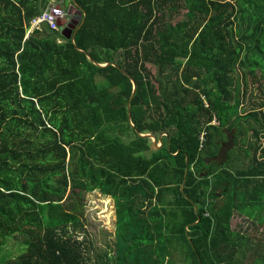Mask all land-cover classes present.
I'll return each mask as SVG.
<instances>
[{
  "label": "trees",
  "instance_id": "obj_1",
  "mask_svg": "<svg viewBox=\"0 0 264 264\" xmlns=\"http://www.w3.org/2000/svg\"><path fill=\"white\" fill-rule=\"evenodd\" d=\"M55 1L0 0V264H264L231 226H264V0H69L74 42L31 29ZM97 191L106 261L77 232Z\"/></svg>",
  "mask_w": 264,
  "mask_h": 264
},
{
  "label": "rangeland",
  "instance_id": "obj_2",
  "mask_svg": "<svg viewBox=\"0 0 264 264\" xmlns=\"http://www.w3.org/2000/svg\"><path fill=\"white\" fill-rule=\"evenodd\" d=\"M62 2V8L67 11L66 20L69 21L70 17L77 15V9L69 0H62ZM55 3L58 2L55 1ZM64 23L62 22L61 24ZM160 145L158 144V146ZM86 218V226L80 230L78 229L77 232L80 238L84 237L88 241L92 258L97 260L98 257H101L106 261L105 254H108L109 257H114L117 240V210L115 201L103 195L100 191L89 194L87 198ZM231 226L235 230H242L245 235L252 237L256 242L257 240L262 243L264 242V226L258 221H250L244 219L239 214H235ZM6 253H8L9 258L19 256L22 253L21 243L10 240ZM99 261L102 262L101 259ZM251 262L252 259L244 261L245 264Z\"/></svg>",
  "mask_w": 264,
  "mask_h": 264
},
{
  "label": "water",
  "instance_id": "obj_3",
  "mask_svg": "<svg viewBox=\"0 0 264 264\" xmlns=\"http://www.w3.org/2000/svg\"><path fill=\"white\" fill-rule=\"evenodd\" d=\"M74 7H77L76 4H74ZM82 14V10L80 8H77V15H81ZM84 15V14H83ZM76 16V15H75ZM84 21H86V19H83L81 22L79 20H76V19H71V21L65 26L63 27L62 29V34L70 39L72 42H74L75 40V36H76V32L77 30L83 25ZM89 59L93 61L92 57L89 56ZM99 65V64H98ZM109 64H106V65H99L101 67H106L108 66ZM136 89V86L134 85V90ZM131 117V116H130ZM228 134V140L226 143H224L222 145V148L220 149L219 153H218V156L213 158V159H209L206 161V164L209 165L211 163H217L219 165H223L226 161H227V158H228V152L230 149L233 148V145H234V135H233V132L229 133L227 132ZM141 137H149L153 140V143H154V147L155 148H159L158 144H157V139L152 136L151 134H139ZM162 145V144H161ZM184 189V187H183Z\"/></svg>",
  "mask_w": 264,
  "mask_h": 264
},
{
  "label": "built area",
  "instance_id": "obj_4",
  "mask_svg": "<svg viewBox=\"0 0 264 264\" xmlns=\"http://www.w3.org/2000/svg\"><path fill=\"white\" fill-rule=\"evenodd\" d=\"M67 13L60 3L52 2L39 17L31 21V29L36 28L40 24H47L51 30L61 31L70 21L66 20ZM66 20V21H65ZM65 22L64 24H61Z\"/></svg>",
  "mask_w": 264,
  "mask_h": 264
},
{
  "label": "flooded vegetation",
  "instance_id": "obj_5",
  "mask_svg": "<svg viewBox=\"0 0 264 264\" xmlns=\"http://www.w3.org/2000/svg\"><path fill=\"white\" fill-rule=\"evenodd\" d=\"M71 19H72V18L70 17L69 21H71Z\"/></svg>",
  "mask_w": 264,
  "mask_h": 264
},
{
  "label": "crops",
  "instance_id": "obj_6",
  "mask_svg": "<svg viewBox=\"0 0 264 264\" xmlns=\"http://www.w3.org/2000/svg\"><path fill=\"white\" fill-rule=\"evenodd\" d=\"M63 29V28H62Z\"/></svg>",
  "mask_w": 264,
  "mask_h": 264
}]
</instances>
